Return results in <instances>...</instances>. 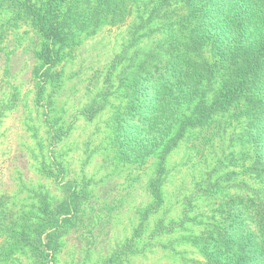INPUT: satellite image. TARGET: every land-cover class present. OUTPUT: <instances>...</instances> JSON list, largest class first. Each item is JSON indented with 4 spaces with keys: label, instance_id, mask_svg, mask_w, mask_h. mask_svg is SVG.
<instances>
[{
    "label": "rangeland",
    "instance_id": "rangeland-1",
    "mask_svg": "<svg viewBox=\"0 0 264 264\" xmlns=\"http://www.w3.org/2000/svg\"><path fill=\"white\" fill-rule=\"evenodd\" d=\"M26 5L0 0V242L15 233L11 247L0 245V264H44L18 234L33 228L44 237L58 222L51 230L42 220L37 227L27 214L49 215L77 192L86 224L63 237L54 264L204 261L203 239L176 240L203 233L202 225L187 221L161 238L167 247L148 245L135 227L155 200V179H166L165 202L152 223L184 212L199 219L205 213L209 222L219 202L217 192L209 195L213 189H244L234 184L240 179L259 185L242 172L255 156L253 142L213 101L219 65L257 36L250 20L261 16L250 15L241 36L231 31L223 38L219 24L232 13L224 0H67L71 29L48 67ZM192 63L196 69L164 89L176 65ZM151 85L159 98L153 109ZM152 112L154 127L143 129Z\"/></svg>",
    "mask_w": 264,
    "mask_h": 264
},
{
    "label": "trees",
    "instance_id": "trees-1",
    "mask_svg": "<svg viewBox=\"0 0 264 264\" xmlns=\"http://www.w3.org/2000/svg\"><path fill=\"white\" fill-rule=\"evenodd\" d=\"M66 1L26 0V11L35 23L42 38L38 55L44 59L48 67L57 62L58 50L60 49L58 47L59 41L64 40L68 30L71 29L70 13L65 6ZM224 6L227 7L226 11L232 10V13L229 19L223 20L219 24L223 38L224 36L227 37V33L231 31L234 32L233 36L235 33L241 36L246 25V19L250 15L257 14L263 17L262 22L259 21L261 19L259 16L250 20L249 29L257 32V36L247 39L242 50L239 52L234 51L219 65L218 75L221 78V83L218 95L213 101V108L218 106V114L229 112L230 120L240 122L245 130L244 135L250 142H253L255 156L251 158L249 163H244L242 172L244 175L252 177L259 185L254 187L247 179H240L238 183L235 182L234 184L238 187L243 186L244 189L231 191L225 189L230 185L222 187L219 184L218 187L221 186L223 189H213L209 193L213 198L218 193L219 201L218 206L209 212L213 214L209 222L205 220V213L201 215L202 219H199L197 216L190 217L187 212H184L182 218L168 220L165 215H160L154 221L155 223H152L150 222L151 218L161 211L160 204L165 202L163 184L166 179H164V182L162 178L160 180L155 179L158 181L153 184L154 189L149 190L156 203L153 200L141 211L142 221L135 228L141 240L146 239L148 245L167 247L168 244L161 242V238L184 229L187 221L192 222L204 226V232L180 237L176 240L181 241L185 238L197 241L201 238L205 242L207 250H205L206 257L204 261L193 257V259H190L191 264H264V67L262 68L264 56V0H224ZM258 7L262 10L249 11V9ZM245 35L247 34L245 33ZM196 64L192 63L189 66L176 65L177 73H174V77L163 83L164 89L181 79L188 68L196 69ZM155 91V86L151 85L148 98L152 109L157 105V99H159ZM43 94L44 90L41 87L37 88L36 98L38 100L43 99ZM152 115L153 112L141 121L140 124L143 129L154 127L156 121ZM194 119H196L195 115L187 117V122L183 123L182 126L193 124ZM253 127H260L261 130H256ZM164 162L165 157L161 162L162 168H164ZM64 189H72V187L64 186ZM215 192L217 193L214 195ZM157 201H160L158 205H156ZM82 203L84 201H81L79 192H77L73 196H68L64 204L58 208L56 207L55 210L48 208L49 215L39 214V209L27 214L30 219H33L31 225L37 227L40 226L39 223L42 220L45 228L51 230L53 228L52 222H58L55 223V229L44 235V237L39 233H33L35 231L33 228L30 231L26 228L18 234L24 244L35 245V251L40 256L38 260L41 263L54 264V260H56L54 253L55 251L58 253L57 248L61 246L63 237L73 229L86 224L87 208H83ZM14 235L15 233L12 236L4 237L0 245L6 242L7 247H11V237ZM40 238L42 239L40 240ZM15 241L20 243V240L16 237ZM129 244L126 242L124 245L128 246ZM105 264H113V262H105Z\"/></svg>",
    "mask_w": 264,
    "mask_h": 264
}]
</instances>
